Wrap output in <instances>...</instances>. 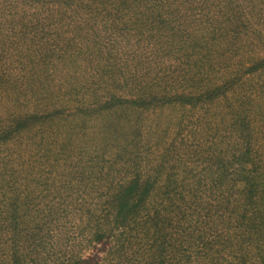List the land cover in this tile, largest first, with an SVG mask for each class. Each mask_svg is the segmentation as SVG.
<instances>
[{"label": "rangeland", "instance_id": "rangeland-1", "mask_svg": "<svg viewBox=\"0 0 264 264\" xmlns=\"http://www.w3.org/2000/svg\"><path fill=\"white\" fill-rule=\"evenodd\" d=\"M179 80L220 97L202 111L137 119L125 105L138 85L177 89ZM261 136L264 0H0V188L11 187L20 209L27 197L61 217L30 264H63L67 250L88 256L89 203L98 208L132 172L201 179L247 138L250 156L257 144L264 151ZM5 217L0 264H12Z\"/></svg>", "mask_w": 264, "mask_h": 264}, {"label": "trees", "instance_id": "trees-1", "mask_svg": "<svg viewBox=\"0 0 264 264\" xmlns=\"http://www.w3.org/2000/svg\"><path fill=\"white\" fill-rule=\"evenodd\" d=\"M179 83L177 89L138 85L125 105L134 109L137 119L141 111L165 107L202 111L220 97L219 88L199 92L183 80ZM216 126L208 129L216 131ZM244 127L240 123L239 128ZM244 143L225 165L219 157L217 168H205L201 179L187 172L180 182L170 175L158 182V168L148 177L132 172L98 208L89 203L85 226L91 252L84 257L67 250L63 264H103L101 255L107 254L113 258L110 264H264V151L257 144L250 156L248 138ZM10 188H0V218L5 214V224L13 231L12 264H30L45 256L49 228L61 217L53 210L44 215L27 197L20 209L17 199L8 196Z\"/></svg>", "mask_w": 264, "mask_h": 264}]
</instances>
